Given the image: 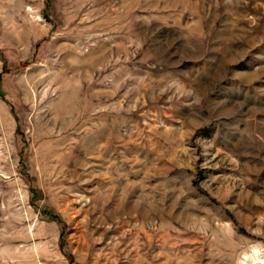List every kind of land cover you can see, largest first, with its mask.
I'll return each instance as SVG.
<instances>
[{"label":"rangeland","instance_id":"374dc122","mask_svg":"<svg viewBox=\"0 0 264 264\" xmlns=\"http://www.w3.org/2000/svg\"><path fill=\"white\" fill-rule=\"evenodd\" d=\"M0 264H264V0H0Z\"/></svg>","mask_w":264,"mask_h":264}]
</instances>
